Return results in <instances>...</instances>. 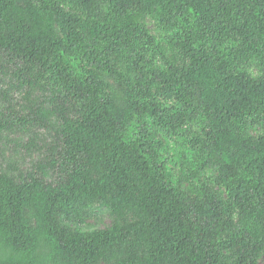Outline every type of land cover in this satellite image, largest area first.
<instances>
[{
	"label": "trees",
	"instance_id": "1",
	"mask_svg": "<svg viewBox=\"0 0 264 264\" xmlns=\"http://www.w3.org/2000/svg\"><path fill=\"white\" fill-rule=\"evenodd\" d=\"M0 85V264H258L264 0H0Z\"/></svg>",
	"mask_w": 264,
	"mask_h": 264
},
{
	"label": "rangeland",
	"instance_id": "2",
	"mask_svg": "<svg viewBox=\"0 0 264 264\" xmlns=\"http://www.w3.org/2000/svg\"><path fill=\"white\" fill-rule=\"evenodd\" d=\"M142 26L152 35L155 37H158L160 32L158 31V28L154 21H152L150 18L145 17L141 21ZM250 74L253 78H257L259 76L258 71L255 69H250ZM106 82L115 85L116 82L106 76H102ZM0 90L5 91V88L0 85ZM1 93V91H0ZM10 97L12 100H16L17 95H11ZM3 99L0 94V100ZM3 105V102H0V107ZM19 162V159L17 160ZM23 169L28 168V163L22 164ZM86 214V213H85ZM88 214V213H87ZM63 226L68 228L71 231L74 232H88V231H94L95 229H103L109 226L110 219L108 217V212L104 207L96 206L92 212L90 217H86L82 222L80 220L74 221V222H63ZM258 264H264V255L261 256V258L258 261Z\"/></svg>",
	"mask_w": 264,
	"mask_h": 264
}]
</instances>
